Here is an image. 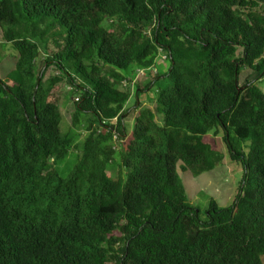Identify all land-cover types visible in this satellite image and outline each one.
I'll list each match as a JSON object with an SVG mask.
<instances>
[{
  "label": "trees",
  "instance_id": "obj_1",
  "mask_svg": "<svg viewBox=\"0 0 264 264\" xmlns=\"http://www.w3.org/2000/svg\"><path fill=\"white\" fill-rule=\"evenodd\" d=\"M0 32L18 54L0 77V264H264V93L240 79L264 74V0H0ZM150 90L161 123L137 107ZM218 136L243 176L203 211L178 169L212 170Z\"/></svg>",
  "mask_w": 264,
  "mask_h": 264
},
{
  "label": "rangeland",
  "instance_id": "obj_2",
  "mask_svg": "<svg viewBox=\"0 0 264 264\" xmlns=\"http://www.w3.org/2000/svg\"><path fill=\"white\" fill-rule=\"evenodd\" d=\"M17 56V52L13 51L9 45L6 46V49L0 46L1 78L5 79L8 74L15 69ZM169 66V62L161 57H159L156 61V71H158L161 75L165 74V72L169 69ZM246 76H251L250 80L259 87L262 93H264V74L259 75V71L249 69L243 70L240 77L241 82L245 80ZM140 77L142 80H146L147 73L140 75ZM135 102L136 99L133 96L129 102V106L133 107ZM61 106L64 112L65 121L70 124L73 112L75 111L73 99L69 98V96L64 97ZM144 106L151 108L156 121L161 123L162 118L158 114L159 105L156 101V93L154 90L141 94L140 102L137 107L138 109H141ZM138 113L139 111L133 115L131 133L134 127V120ZM82 139L83 135L82 138L76 142L77 146L79 144L78 149L81 148L80 144ZM217 140L218 150L222 153L223 159L212 170L205 171L197 177H194L183 173L180 169H178V176L185 187L189 201L191 204L198 206L203 211L209 208L210 201L212 199L215 200L221 207L230 206L238 193V188L243 176V171L240 165L229 158L225 144L222 141V137L218 136ZM115 146L119 147V143L116 142ZM78 155L79 151L73 148L72 153H70L69 156L66 157L61 164H59L58 170L63 177H66L69 170L77 163Z\"/></svg>",
  "mask_w": 264,
  "mask_h": 264
},
{
  "label": "built area",
  "instance_id": "obj_3",
  "mask_svg": "<svg viewBox=\"0 0 264 264\" xmlns=\"http://www.w3.org/2000/svg\"><path fill=\"white\" fill-rule=\"evenodd\" d=\"M151 69H148L147 71H138L137 72V76H140V75H142V74H145L146 72H148V71H150Z\"/></svg>",
  "mask_w": 264,
  "mask_h": 264
}]
</instances>
